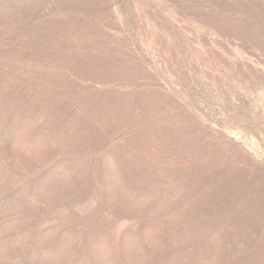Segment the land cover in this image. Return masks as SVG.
<instances>
[{"label": "rangeland", "instance_id": "obj_1", "mask_svg": "<svg viewBox=\"0 0 264 264\" xmlns=\"http://www.w3.org/2000/svg\"><path fill=\"white\" fill-rule=\"evenodd\" d=\"M0 264H264V0H0Z\"/></svg>", "mask_w": 264, "mask_h": 264}]
</instances>
